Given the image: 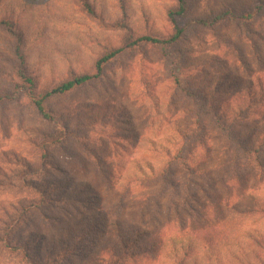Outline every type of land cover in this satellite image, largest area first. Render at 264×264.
Returning <instances> with one entry per match:
<instances>
[{
	"label": "rangeland",
	"instance_id": "1",
	"mask_svg": "<svg viewBox=\"0 0 264 264\" xmlns=\"http://www.w3.org/2000/svg\"><path fill=\"white\" fill-rule=\"evenodd\" d=\"M179 7L0 0V264L264 261V0ZM110 49L46 101L56 121L23 91L22 73L43 91Z\"/></svg>",
	"mask_w": 264,
	"mask_h": 264
},
{
	"label": "trees",
	"instance_id": "2",
	"mask_svg": "<svg viewBox=\"0 0 264 264\" xmlns=\"http://www.w3.org/2000/svg\"><path fill=\"white\" fill-rule=\"evenodd\" d=\"M179 4H180L179 13L181 14L185 11L186 0H179ZM85 6L87 7V10L90 13H93V8L89 4H86ZM251 13L248 14V17H250ZM174 15L175 14L173 12H170L171 18H173ZM223 17H227V14L219 15L216 18V21H219L221 18L223 19ZM7 23L8 22L0 20V25H5ZM180 36H181V31L178 30V32L169 40H159V39L153 38L151 36H143L140 39H138L137 41L138 42L143 41V42H149V43H171V42L177 41V39H179ZM134 44L136 45V42ZM121 51H123V50L122 49H110V50H108V52L106 54H104L103 56H101L97 60L96 65H95V71H96L95 73L85 72V73L78 74V75L74 74V75L70 76L69 78L61 81L60 83L55 84L52 87H50L46 90H43V91L37 90V88L35 86V81L32 78V76H27L25 73H22L21 77H23L25 79V85H24L23 91L32 99V102H33L36 110L38 111V113H40L42 115V117L44 119L56 121L57 120L56 115L54 113H52L51 111H49V109L46 106V101L53 96L63 95L65 93L73 91L74 89L89 83L92 80L100 78L103 75L105 66L108 63H110V61H112L119 53H121ZM259 88H260V92L258 93L257 90H255V88L253 86H251V84H250L247 88V91L243 95L242 99L252 100V98L256 97V95H259L261 92H263V87L261 84H259ZM13 96H14V94L12 92L2 94V95H0V102L11 100V99H13ZM238 105L240 107L243 106V104H238ZM223 108H224V106H223ZM228 110L230 111L229 108H228ZM219 112L220 111H218V113ZM244 149L247 150L245 152L249 155V157H251V155H253L255 152H258V150H253L252 148L251 149L244 148ZM250 199L254 205L252 209H255V205H256L255 197H253V195H251ZM260 211H262L260 213H263V215H264V207H262V209ZM177 244H178V242L175 241L176 247H177ZM182 248H184L188 252L189 250L192 249V246L189 244L188 246H182ZM147 252H148V248H143L140 255L144 257V256H146ZM185 260L184 259L179 260L176 262V264H188L187 263L188 260H186L187 262ZM259 261H260V264H264V261H262V260H259Z\"/></svg>",
	"mask_w": 264,
	"mask_h": 264
}]
</instances>
